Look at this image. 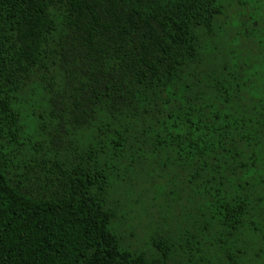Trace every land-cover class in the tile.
<instances>
[{
	"label": "trees",
	"instance_id": "16d2710c",
	"mask_svg": "<svg viewBox=\"0 0 264 264\" xmlns=\"http://www.w3.org/2000/svg\"><path fill=\"white\" fill-rule=\"evenodd\" d=\"M0 264H264V0H0Z\"/></svg>",
	"mask_w": 264,
	"mask_h": 264
}]
</instances>
